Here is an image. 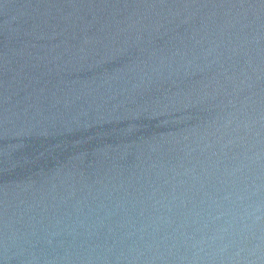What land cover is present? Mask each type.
I'll return each mask as SVG.
<instances>
[{
  "label": "water",
  "instance_id": "95a60500",
  "mask_svg": "<svg viewBox=\"0 0 264 264\" xmlns=\"http://www.w3.org/2000/svg\"><path fill=\"white\" fill-rule=\"evenodd\" d=\"M0 264H264V0H0Z\"/></svg>",
  "mask_w": 264,
  "mask_h": 264
}]
</instances>
